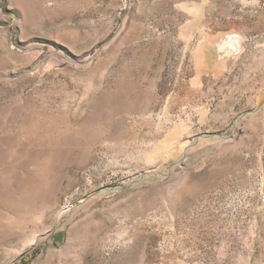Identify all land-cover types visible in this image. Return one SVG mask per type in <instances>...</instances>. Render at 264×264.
Segmentation results:
<instances>
[{
  "label": "rangeland",
  "instance_id": "rangeland-1",
  "mask_svg": "<svg viewBox=\"0 0 264 264\" xmlns=\"http://www.w3.org/2000/svg\"><path fill=\"white\" fill-rule=\"evenodd\" d=\"M0 264H264V0H0Z\"/></svg>",
  "mask_w": 264,
  "mask_h": 264
}]
</instances>
